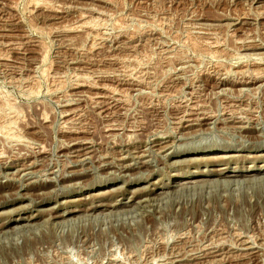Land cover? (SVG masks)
Instances as JSON below:
<instances>
[{
    "label": "rangeland",
    "instance_id": "rangeland-1",
    "mask_svg": "<svg viewBox=\"0 0 264 264\" xmlns=\"http://www.w3.org/2000/svg\"><path fill=\"white\" fill-rule=\"evenodd\" d=\"M243 70L264 71V0H0V225L38 215L0 264H264Z\"/></svg>",
    "mask_w": 264,
    "mask_h": 264
},
{
    "label": "bare ground",
    "instance_id": "bare-ground-1",
    "mask_svg": "<svg viewBox=\"0 0 264 264\" xmlns=\"http://www.w3.org/2000/svg\"><path fill=\"white\" fill-rule=\"evenodd\" d=\"M99 22V21H98ZM91 25V24H90ZM78 27V26H77ZM96 36V35H95ZM252 47V46H251ZM19 51V50H18ZM246 69V68H245ZM244 71V70H243ZM242 71V72H243ZM241 72V73H242ZM240 73V74H241ZM251 73V74H250ZM239 74V73H238ZM242 77H247V78H245V79H248V80H250L249 82H246V84H252L254 81H257V80H259V79H262V78H264V71H257V72H254V71H249V70H245L243 73H242ZM263 80V79H262ZM261 81V80H260ZM242 82V81H241ZM263 82H264V80H263ZM245 84V82H244V85H246ZM264 84V83H263ZM261 87V86H260ZM105 92H107V91H105ZM110 95V98L111 99H114L115 97V94L114 93H109ZM119 94V93H118ZM118 96V95H117ZM3 97V96H2ZM107 98V97H106ZM116 99V98H115ZM1 106V105H0ZM12 109V108H11ZM10 110V109H9ZM194 110V109H193ZM240 110V109H239ZM10 113V112H9ZM201 113V112H200ZM1 114V113H0ZM241 114V113H240ZM2 116V115H1ZM231 116V115H230ZM240 116V115H239ZM3 117V116H2ZM232 117V116H231ZM233 118V117H232ZM203 120L205 119V118H202ZM208 119V118H207ZM235 119H237V117L235 118ZM240 119V118H239ZM231 120V119H230ZM198 121V120H197ZM239 121V120H238ZM185 122V121H184ZM237 122V121H236ZM189 126H191V125H189ZM4 128V127H3ZM172 142V141H171ZM165 143V142H164ZM168 144V143H167ZM171 145V144H170ZM168 145H166V148H168V147H171V146H168ZM163 149H165L164 147H163ZM170 149V148H169ZM165 151V150H164ZM184 153H188V150L186 149L185 151H184ZM177 154V153H176ZM179 154V153H178ZM217 157V156H216ZM232 158H234V156H232V157H229V158H226L225 156H220V157H218V158H211V160H215V159H232ZM249 158H251V157H249ZM252 158H254V157H252ZM255 158H264V154L262 155V156H255ZM139 159V158H138ZM209 158H207L206 160H208ZM248 159V158H247ZM191 161H193V162H199V161H203V160H197V159H194V160H191ZM178 162H176V164H177ZM251 163H255V161H252ZM144 164V163H143ZM226 165H228V162H227V164H225L223 167H220V168H218V169H215V170H208V173L209 172H214V173H217L216 175H219V176H225V175H227L228 173H232L231 175H229L228 177H236L237 176V174H239V173H241L242 171H244V169L245 168H238V167H234V168H232L233 170L232 171H229V167H227ZM254 167L255 166H253V167H251V168H253L254 169ZM103 168H105V167H103ZM19 169V168H18ZM256 169H257V167H256ZM258 169H260V171H263L264 172V167H260L259 168V166H258ZM248 171V170H247ZM199 173V172H198ZM13 174V173H12ZM28 174H30V173H28ZM251 177V176H250ZM227 180V179H226ZM13 181V180H12ZM229 181H230V179H229ZM225 182V181H224ZM228 182V181H227ZM231 182V181H230ZM235 182V181H234ZM161 182L159 181V182H157V183H153L152 185H155V187L156 188H158V189H162V187H165V186H163V185H159ZM188 183V182H187ZM189 183H191V182H189ZM200 183V182H199ZM232 183V182H231ZM237 183H239V182H237ZM197 184V183H196ZM222 184H224L223 182H222ZM183 185V184H182ZM183 187V186H182ZM105 194V193H104ZM100 195H102V194H100ZM99 194L98 195H96V197H99L100 196ZM103 196V195H102ZM132 200V199H131ZM146 201H148V199L147 198H145V200L143 201L142 200V202L143 203H145ZM71 202V201H70ZM101 203V202H100ZM140 203V202H139ZM90 204H92V203H90ZM113 204V203H112ZM117 204V203H116ZM119 204V203H118ZM117 204V205H118ZM108 205H92L91 207L89 206V207H87V208H85V209H77L76 210V208H75V210H70V211H66V212H64V214H62V215H52V216H50V217H52L51 219H64L65 217H67V216H69V215H72V214H78V213H81V212H87V213H95L98 209H101V208H105V207H107ZM120 206V205H119ZM111 208L112 207H116V205H112V206H110ZM108 208V207H107ZM106 208V209H107ZM110 209V208H109ZM49 215V214H48ZM38 217V215H35V216H31V217H26V218H19V219H14V220H10L8 223H6V222H4V223H2L1 225H0V231L2 230H4V229H6L7 228V226H9L10 224L9 223H16L17 225H16V227H18V226H29L28 224H30L31 222H33L36 218ZM69 220V219H68ZM67 221V220H66ZM23 222H25V225H19V224H23ZM13 229V228H12ZM15 229V228H14ZM238 233V232H237ZM240 233V232H239ZM239 233L237 234V240L238 241H240V243L241 244H239V245H241V246H243V249L245 250V251H250V249H251V246H249V248L247 247L248 245H250L251 244V242L250 241H252V239L250 240L247 236L245 237H243L242 235L240 236L239 235ZM183 234V233H182ZM236 234V233H235ZM239 235V236H238ZM252 237V236H251ZM252 243H254V242H252ZM255 247H253V248H255L256 249V245H254ZM242 249V250H243ZM252 254V253H251ZM162 261V260H161ZM115 262V261H114ZM171 262V261H170ZM177 262V261H176ZM117 263V262H116ZM119 263V262H118ZM162 263V262H161ZM120 264V263H119ZM171 264V263H170ZM174 264V263H173Z\"/></svg>",
    "mask_w": 264,
    "mask_h": 264
}]
</instances>
